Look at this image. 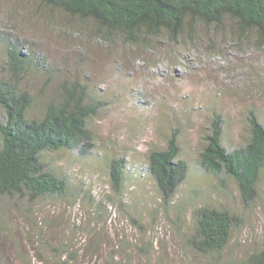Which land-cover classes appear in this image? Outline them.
I'll return each instance as SVG.
<instances>
[{
  "label": "rangeland",
  "instance_id": "374dc122",
  "mask_svg": "<svg viewBox=\"0 0 264 264\" xmlns=\"http://www.w3.org/2000/svg\"><path fill=\"white\" fill-rule=\"evenodd\" d=\"M93 31V22L45 9L37 0H0L1 34L18 36L26 53L34 42L55 67L89 76L104 102L90 121L96 151L46 154L68 179V194L29 205L0 194V264H58L41 240L43 230L57 244L72 242L70 250L80 251L78 264H103L112 255L124 264H241L264 243V169L257 198L245 204L234 180L221 183L193 166L215 114L225 119L230 142L240 144L250 110L264 121V47L255 34L233 35L230 22L221 27L196 22L176 40L144 33L136 44L121 35L101 40ZM5 54L0 47V68ZM38 69L32 67L23 83L45 100L58 91L59 78L42 88L46 74ZM176 128L180 157L191 170L167 200L147 177L145 161L150 151L166 147ZM106 156L124 158L129 178L135 166L145 179L130 178L120 193L110 182ZM205 205L227 208L242 219L215 255L186 243L194 212ZM40 259L46 261L36 262Z\"/></svg>",
  "mask_w": 264,
  "mask_h": 264
},
{
  "label": "trees",
  "instance_id": "16d2710c",
  "mask_svg": "<svg viewBox=\"0 0 264 264\" xmlns=\"http://www.w3.org/2000/svg\"><path fill=\"white\" fill-rule=\"evenodd\" d=\"M37 1L45 9L93 22L94 36L108 42L121 35L136 44L144 33L165 34L176 40L188 25L193 31L196 22L215 27L230 22L233 35L243 39L255 34L257 42L264 47V0ZM78 31L82 35V30ZM0 47L6 53L0 68V194L15 204L27 201L28 205L42 197L65 196L69 191L68 179L56 172L46 154L74 151L90 155L96 151L97 135L90 121L104 104L97 98L101 91L92 85L89 76L75 75L67 67H55L48 62L43 49L34 42L26 53L18 36L0 33ZM32 67L46 74L42 88L59 78L58 91L53 96L40 100L25 86L23 81ZM247 117L248 130L240 144L230 142L224 128L225 119L215 114L193 166L212 174L221 183L225 177L234 180L245 204L257 198L264 169V121L255 109ZM180 149L176 128L165 148L146 154V175L167 200L174 197L191 170L188 160L180 157ZM104 162L109 168L110 182L120 193L130 180L136 183L145 179V174L135 166L130 167V179L124 158L111 160L106 156ZM241 222V217L227 208L200 206L194 212L193 231L186 243L201 254H219ZM85 231L88 236L92 235V229ZM39 235L51 255L59 258L58 264H78L80 251L70 250L72 242L57 244L46 236V230ZM40 260L36 262L46 261ZM103 264H124V261L112 255ZM241 264H264V243Z\"/></svg>",
  "mask_w": 264,
  "mask_h": 264
}]
</instances>
